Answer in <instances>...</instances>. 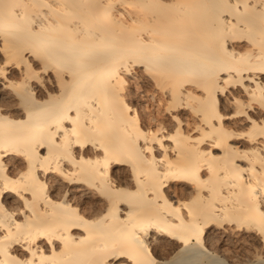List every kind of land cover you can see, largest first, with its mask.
Listing matches in <instances>:
<instances>
[{
	"label": "snow or ice",
	"instance_id": "1",
	"mask_svg": "<svg viewBox=\"0 0 264 264\" xmlns=\"http://www.w3.org/2000/svg\"><path fill=\"white\" fill-rule=\"evenodd\" d=\"M154 7L201 13L190 42L163 57L149 54L160 47L156 17L145 23L124 11L143 8L135 0H0V113L23 117L0 114V264H178L176 238L212 249L204 264H255L232 256L246 247L240 230L264 236V0ZM77 8L91 10L90 20L79 17L96 25L88 37L103 41L117 24L131 42L94 51L78 36L71 48L42 39L63 32ZM9 35L25 39L11 43ZM221 176L231 177L232 209L224 201L215 211ZM135 197L149 210L130 212L105 239L80 248L118 203ZM49 204L66 210L58 222ZM74 229L88 235L77 241ZM206 229L214 235L202 240Z\"/></svg>",
	"mask_w": 264,
	"mask_h": 264
},
{
	"label": "bare ground",
	"instance_id": "2",
	"mask_svg": "<svg viewBox=\"0 0 264 264\" xmlns=\"http://www.w3.org/2000/svg\"><path fill=\"white\" fill-rule=\"evenodd\" d=\"M34 0H3V3L6 4H16V3H32ZM39 3H43L44 0H37ZM49 2H54L55 4H65V5H79V4H90L96 2V0H49ZM104 3L110 2V0H103ZM113 2H123V0H113ZM135 2L143 5L141 9H124L126 12H136V18L142 20L145 23L148 20L155 16L156 20L154 25L156 27L155 35L152 39L156 40L160 47L156 49L154 54L157 56H167L169 55V49L184 45L189 43L193 34L198 30L197 18L201 13L197 9L185 8V9H167L162 10L155 8L154 5L157 3V0H135ZM168 3L172 4H182V3H195L197 0H167ZM5 10L0 8V13H3ZM29 14H35L38 18L43 19L44 17L51 16L52 19H57V17L52 14L50 9H25ZM70 12L73 15H67L64 17V31L63 32H52L45 33L42 39H54L57 41L63 42L68 48H71L73 45L74 36H78L83 44L94 51H104L106 45H116V46H127L131 42L132 38L123 34L120 27L117 24H111L107 31L104 32V39L101 41L98 37H88L87 33L89 31H95L96 25L92 23H85L84 20H81L79 17H85L90 20L91 10L88 8H77L70 9ZM14 12V10H13ZM63 15L64 9L60 10ZM113 18L120 17V11L116 10L112 13ZM10 21L16 23L15 16H10ZM125 23L129 21L125 18ZM14 31V30H13ZM11 43L21 42L25 39L23 35H9L8 37ZM3 40V33L0 32V41ZM0 43V47H2ZM22 111V110H21ZM2 115H7L10 119L20 120L23 117L20 114V111H15L12 113H0ZM231 177L228 179L221 176L216 185L217 196V207L215 211H221L225 208L224 201H228L227 208L232 209V202L229 200V183ZM78 183V182H74ZM222 185V187H221ZM54 187V186H53ZM175 191V189H172ZM60 192L59 188L55 189V192H51L53 199ZM190 194L191 188H189ZM42 200L43 198L40 197ZM77 207V205H73ZM147 205L144 203L143 199L140 197L132 198L131 200H123L118 203L115 208L112 210L114 214H110L103 221L94 226L93 231L97 235L93 238L92 241H87L84 244L80 245V248L87 249L93 243H99L101 240L105 239L101 233H104L108 230H113L119 228L125 217H128L129 213L134 214L144 213L148 211ZM37 211L40 213L45 212L44 208H37ZM49 216L55 221L58 222L66 212L64 209H60L51 204L47 206L46 209ZM104 211H108L107 208ZM103 212H99L98 216H102ZM98 216L90 217V219H98ZM243 235L239 233L232 235H239V239L246 244V247L242 249H237L236 255L232 256V259L237 258L242 260H248L259 264L261 258V249H264V236H261L258 230L249 229L245 227L240 230ZM70 234L75 240H79L80 236H87L88 234L84 232L83 229H74L70 230ZM214 233H209L207 229L205 230V235L202 236V240L207 239L213 236ZM175 243L179 246L176 248L173 256L178 261V264H204L205 261H211L215 257L211 255L212 249H208L209 254H205L199 246L196 244L195 240H191L188 245L183 244L178 238H176ZM207 248V245H205ZM231 255V253H229Z\"/></svg>",
	"mask_w": 264,
	"mask_h": 264
}]
</instances>
